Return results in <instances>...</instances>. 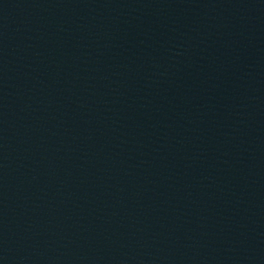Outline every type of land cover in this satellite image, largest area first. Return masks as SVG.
Returning a JSON list of instances; mask_svg holds the SVG:
<instances>
[{
	"label": "water",
	"instance_id": "1",
	"mask_svg": "<svg viewBox=\"0 0 264 264\" xmlns=\"http://www.w3.org/2000/svg\"><path fill=\"white\" fill-rule=\"evenodd\" d=\"M0 264H195L184 0H0Z\"/></svg>",
	"mask_w": 264,
	"mask_h": 264
}]
</instances>
